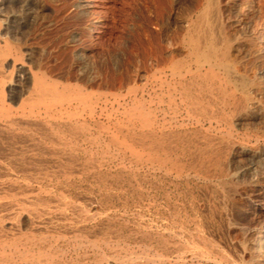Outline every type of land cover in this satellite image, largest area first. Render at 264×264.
<instances>
[{
  "label": "bare ground",
  "instance_id": "1",
  "mask_svg": "<svg viewBox=\"0 0 264 264\" xmlns=\"http://www.w3.org/2000/svg\"><path fill=\"white\" fill-rule=\"evenodd\" d=\"M110 1L73 0L76 14L92 22L87 31L91 40L108 35L100 14ZM33 3L0 0V16L3 7L11 12L5 25L0 17V264H264V204L255 211L258 225L248 231L249 241L230 246L220 240L225 232L219 237L215 223L201 216L204 210H191L189 216V206L180 209L169 201L168 218L156 217L162 223L153 228L144 216L158 206L142 189L138 194L146 201L140 212L137 209L134 226L114 220L113 196L107 195L104 206L89 200L81 203L87 197L78 181L96 183L106 191L124 189L126 183L131 186L139 180L128 174L141 171L143 185L156 174L165 182L183 179L197 184H225L230 178L248 175V193L264 197V72L254 71L249 82L242 79L232 84L228 47L220 50L203 30L210 12L208 0H199L191 9L196 20L186 21L181 29L176 45L187 49L184 55L169 52L151 75L157 84L151 93L168 106L169 121L164 107L152 110L139 98L130 105L119 104L118 114H97L99 101L109 102L105 91L95 98L96 92L90 89L39 72V65L10 36L23 23L14 11L18 8L27 17ZM234 5L251 27L262 0H239ZM244 5L247 11L242 14ZM254 29L252 50L262 54L264 27ZM13 75L26 85H12ZM187 122L205 134L200 140L199 135L196 140L191 136V145L184 147L180 143L184 138L187 143L188 135L179 128ZM252 123L260 125L255 145L233 140L234 128L244 130Z\"/></svg>",
  "mask_w": 264,
  "mask_h": 264
},
{
  "label": "rangeland",
  "instance_id": "2",
  "mask_svg": "<svg viewBox=\"0 0 264 264\" xmlns=\"http://www.w3.org/2000/svg\"><path fill=\"white\" fill-rule=\"evenodd\" d=\"M32 1L34 2V9L30 12L29 16L26 17L20 15L18 8L14 11V14L18 15V18L23 21V23L20 24V27L16 26L17 28L15 27V29L10 32V36L14 44H17H15V46L21 48L17 49L26 50L25 53H27L25 56H28L32 62L39 65V72L47 74L48 77L54 80L59 78L58 81L62 83H69L82 88L84 87V89H90V91H94L96 94L105 91L108 95L107 101L109 102L104 104V102L99 101L97 114L104 115L109 112L114 115L118 114L122 110V107L119 104L129 103L130 105L133 99L139 98L145 99L147 101L145 103L147 106H151L152 110L156 108L162 110L164 107L163 112L166 115L165 118L169 121L172 113L168 111V106L166 103L160 104L159 101H157L158 98H156V96L154 97V94L151 93L157 86L154 79H152L154 75H151L153 72L155 73L158 63L169 56V52L174 51L176 54L180 52L181 55L187 51L186 48L178 46L176 43L181 38V29L185 25V22L196 20V16L193 13L191 14V11L196 7L199 0H112L100 14L101 19L106 23L108 35L97 41L91 40L88 37L87 31L91 28L92 22L90 19H84L76 14V7L73 4V0ZM237 1L239 0H208L210 4V12L208 13L209 17L207 16L206 22L203 26L206 36L213 39L220 50L224 49L226 46L228 47L230 65L232 64L229 74L232 84H235L242 79L249 82L253 77L254 71L264 72V53L255 54L252 50L254 42V31L252 30L260 26L264 27V22L262 21V15H264V0H262V5H260L258 9V13H256L253 21L254 24L252 23L251 27L249 26L248 21L244 20V15L240 17V13L236 11L234 4ZM244 6V10L241 12L242 14L247 11V6ZM2 10H4L1 11L3 12V15L0 17L3 19L2 23L5 25V23L8 22L7 17L11 12L10 10L4 9V7ZM239 18L243 19V23L241 22L238 24L237 20ZM23 81L20 79L18 81V77L15 76L12 79L11 84L18 85L17 87L20 88L26 85ZM144 82H147V84L145 83V86ZM142 87H144V89ZM127 92L130 94L127 95ZM93 94L95 98L100 97V93L97 94L98 96H95V93ZM120 95L126 96L124 98ZM99 107L104 108L101 110ZM79 110L81 111L82 109ZM100 110L102 111L101 113ZM81 113L85 112L81 111ZM159 114L162 115L161 113ZM181 120L182 119L179 118V123L182 122ZM185 124L186 125L179 129L184 132L185 136L188 135V139L186 136V140L188 141L186 143L184 138L180 144L187 147L191 145L190 140H192L194 135L195 137L193 140H196L198 135V139L200 140L205 132H203L204 129L196 127L192 122H187ZM253 124L254 123L247 125L245 128L246 131L245 129L234 128L233 140L235 141L237 139L236 142L238 140L240 142L246 141V144L250 146L255 145L252 143H256L255 132L260 125L258 126V123L257 126H255L256 124ZM246 165V162L242 163L243 167ZM130 174L131 173L128 174L129 177L134 175V177L139 180H135L136 182L133 181L131 186L126 183L124 185L126 191L122 188L121 190L116 187H111L110 191H106L96 183L84 180L78 181L81 186V191L87 198L89 197L88 199L84 198V201H81V203L83 202L82 205H84V203L86 205L89 200L97 205L104 206L106 202H103L107 201V195L113 196V209L111 208V214L115 216L114 220L118 218L119 220H117L120 223L134 226V223H136L139 217L140 206L143 201L144 203L146 201L143 199L141 200V196L138 194L141 193L140 190L142 189V191L146 192V198L150 200L152 199V201H155L156 206H158L156 207L157 211L152 210L151 212H148V214H145L146 217L144 216L146 223L153 228H157V226H160L162 223L161 218L156 217L161 215V217L166 216L165 218H168L170 212L166 207L168 205L167 201H169V203L174 206L177 204L176 206L180 209H182L181 207L183 206L185 209L188 208V206L189 208L191 207L190 210L189 208L186 210L187 215L189 214V216H191V210H196L199 213H202L204 210V214L202 213L201 216L216 224H213V226L220 231H218L219 237L225 232L223 236L220 237V240L222 243H228L230 246L235 244L238 245L241 241L248 242V231L256 228L258 225L255 220V211L259 205L264 204V197L257 199L255 196H251V193H248L251 189L248 175L239 177L238 179L230 178L228 179L229 182L227 180L225 183L226 185L218 184L216 182L203 183V185L201 182V184H197L195 181L186 183L183 179L176 183L165 182L162 178L160 179L159 174H156L154 177H149V181L146 185H143L141 179L144 172H133L131 175ZM124 176L126 177V175ZM240 179H242V181L244 180L243 183ZM234 182L236 183L234 184ZM244 183H246V185ZM141 184L142 186H140ZM222 185H225L226 187H223ZM236 185L238 186L236 187ZM137 186L140 188L139 190ZM119 191H121V194ZM248 194H250V196ZM190 205H193L194 207ZM228 205L231 206L229 207ZM213 207H215V209ZM213 210H215V212ZM180 214L184 215V212L181 211ZM213 216L214 218L216 217V219H214ZM219 218H221V220ZM216 220H218V223H216ZM253 224L255 226H253ZM236 226L237 228L235 229ZM240 231L243 232L242 235ZM238 232L240 233V236L237 235L239 234ZM241 236L243 238H241ZM236 254L238 253L236 252Z\"/></svg>",
  "mask_w": 264,
  "mask_h": 264
}]
</instances>
